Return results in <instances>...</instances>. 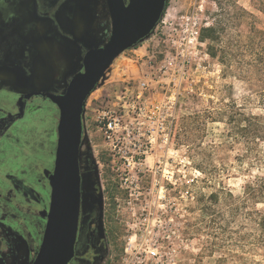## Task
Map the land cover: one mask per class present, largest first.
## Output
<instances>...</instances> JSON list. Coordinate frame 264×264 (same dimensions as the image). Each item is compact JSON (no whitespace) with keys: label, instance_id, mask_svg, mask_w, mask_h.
Returning a JSON list of instances; mask_svg holds the SVG:
<instances>
[{"label":"rangeland","instance_id":"rangeland-1","mask_svg":"<svg viewBox=\"0 0 264 264\" xmlns=\"http://www.w3.org/2000/svg\"><path fill=\"white\" fill-rule=\"evenodd\" d=\"M55 1L62 2L55 46L44 41L41 56L34 52L39 65L31 79L0 70L15 81L6 86L20 93L31 85L64 93L86 51L111 37L107 0ZM260 3L168 0L153 34L114 61L85 104L82 241L72 264H89L90 232L94 246L106 240L105 264H121L130 239L133 249L142 248L134 264H235V234L249 228L248 208L235 216L233 207L247 184L264 177V167H250L244 143L231 134L235 111L264 116L262 78L248 72L264 47ZM212 27L215 41L204 42ZM48 112L40 109L16 134L24 149L27 138L41 135L44 155L56 154L57 115ZM115 119V130L107 131ZM205 207L212 209L206 217ZM22 248L24 264L29 253Z\"/></svg>","mask_w":264,"mask_h":264},{"label":"flooded vegetation","instance_id":"flooded-vegetation-1","mask_svg":"<svg viewBox=\"0 0 264 264\" xmlns=\"http://www.w3.org/2000/svg\"><path fill=\"white\" fill-rule=\"evenodd\" d=\"M125 2L128 4L129 0ZM60 5L62 2L55 0H0V70H11L19 78L23 73L30 74L26 82L31 79L39 65L37 60L32 61L38 58L33 57L34 52L41 56L39 47L44 41L55 46V18ZM31 61L32 72L29 73ZM83 71L84 67L80 72ZM53 89L51 92L20 93L10 86L0 88V258L4 264H22L19 255L22 246L29 253L24 264L30 260L33 264L43 243L51 205L49 177L55 171V149L50 155H44L46 145L41 135L27 138L24 149L16 134L42 108L54 118L57 115L59 126L60 110L45 95L58 94ZM80 168L82 175V158ZM81 216L76 255L70 264L78 258L82 241ZM93 239L94 233L90 232L84 248L89 264H93L99 248V243L94 246Z\"/></svg>","mask_w":264,"mask_h":264},{"label":"water","instance_id":"water-1","mask_svg":"<svg viewBox=\"0 0 264 264\" xmlns=\"http://www.w3.org/2000/svg\"><path fill=\"white\" fill-rule=\"evenodd\" d=\"M168 0H107L112 19L109 41L89 49L84 71L63 94H45L60 110L55 171L49 177L51 205L40 252L33 264H70L76 255L82 208L81 148L85 104L114 61L156 30ZM0 264H4L0 258Z\"/></svg>","mask_w":264,"mask_h":264},{"label":"trees","instance_id":"trees-1","mask_svg":"<svg viewBox=\"0 0 264 264\" xmlns=\"http://www.w3.org/2000/svg\"><path fill=\"white\" fill-rule=\"evenodd\" d=\"M256 3V0H252ZM260 6L264 10V0H261ZM211 32V37H204L206 40L215 41L213 34L216 28L206 29ZM212 50V46H209ZM254 58L248 65L251 76L259 74L263 82V88L260 92L262 98V106L264 109V47L262 53H255ZM212 57H217L216 51L211 52ZM221 62L225 64L226 58L223 56ZM231 130L234 141L244 143L247 153L246 159H250V167H264V153L260 150V143L264 141V116L248 115L241 113L240 110L235 111L231 119ZM242 159V158H241ZM258 205H262V209H258ZM243 208H248L245 219L248 225L249 233L241 235L240 232L235 234L234 238V256L235 264H264L263 261H257L253 256L259 255L264 258V177H256L251 183L246 185L245 196L234 205V215L239 216ZM210 207L203 208V215L206 217L211 212ZM204 222V221H203ZM93 264H105L107 256V244L105 238L99 242V248ZM220 261V260H219Z\"/></svg>","mask_w":264,"mask_h":264},{"label":"built area","instance_id":"built-area-1","mask_svg":"<svg viewBox=\"0 0 264 264\" xmlns=\"http://www.w3.org/2000/svg\"><path fill=\"white\" fill-rule=\"evenodd\" d=\"M196 34L198 35L197 32ZM115 127H116V119L113 121H110L107 124L106 129L109 132H113L115 130ZM133 248H134V245H133L132 239H130V242L125 247L124 255L120 259L121 264H134V262L139 258V256L141 255L142 248H140L139 250L137 248L135 249ZM154 256H156V254H154Z\"/></svg>","mask_w":264,"mask_h":264},{"label":"bare ground","instance_id":"bare-ground-1","mask_svg":"<svg viewBox=\"0 0 264 264\" xmlns=\"http://www.w3.org/2000/svg\"><path fill=\"white\" fill-rule=\"evenodd\" d=\"M15 81L10 77V76H8V75H6V74H2V73H0V88L1 87H4V86H6V85H9V84H12V83H14ZM15 87H16V85H14ZM36 86V85H35ZM35 86L34 85H31V86H29V87H27V88H29V89H26V88H19V90L21 91V92H25V93H32V92H35L36 90H34L33 88H35ZM45 92H48V91H45Z\"/></svg>","mask_w":264,"mask_h":264}]
</instances>
